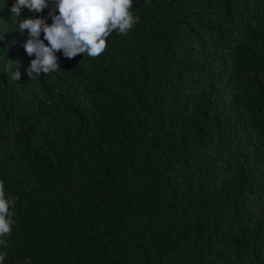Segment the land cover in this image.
<instances>
[{
  "label": "trees",
  "instance_id": "1",
  "mask_svg": "<svg viewBox=\"0 0 264 264\" xmlns=\"http://www.w3.org/2000/svg\"><path fill=\"white\" fill-rule=\"evenodd\" d=\"M14 3L0 0L2 264H264V0H132L138 22L100 56L57 52L33 79L18 24L58 12Z\"/></svg>",
  "mask_w": 264,
  "mask_h": 264
},
{
  "label": "clouds",
  "instance_id": "2",
  "mask_svg": "<svg viewBox=\"0 0 264 264\" xmlns=\"http://www.w3.org/2000/svg\"><path fill=\"white\" fill-rule=\"evenodd\" d=\"M58 15L50 12L52 24L45 18H24L18 24V32L27 33L23 48L28 56H34L27 75L39 77L59 67L57 52L72 59L79 54L90 57L100 56L106 49L107 38L113 31L126 34L138 17L130 12L132 0H53ZM49 7V0H15L11 8L13 16L20 17L27 8L41 13ZM43 33V40L40 39ZM47 41V45L44 43ZM13 79L20 80V73H13ZM11 200L5 198L3 182H0V237L10 234L14 221L10 218ZM7 252L0 254V264Z\"/></svg>",
  "mask_w": 264,
  "mask_h": 264
}]
</instances>
